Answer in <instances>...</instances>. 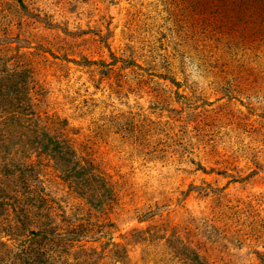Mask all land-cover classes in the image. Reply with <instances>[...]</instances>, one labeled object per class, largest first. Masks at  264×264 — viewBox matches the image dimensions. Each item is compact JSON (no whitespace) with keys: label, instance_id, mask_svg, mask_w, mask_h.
<instances>
[{"label":"rangeland","instance_id":"374dc122","mask_svg":"<svg viewBox=\"0 0 264 264\" xmlns=\"http://www.w3.org/2000/svg\"><path fill=\"white\" fill-rule=\"evenodd\" d=\"M0 264H264V0H0Z\"/></svg>","mask_w":264,"mask_h":264}]
</instances>
